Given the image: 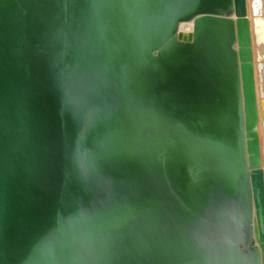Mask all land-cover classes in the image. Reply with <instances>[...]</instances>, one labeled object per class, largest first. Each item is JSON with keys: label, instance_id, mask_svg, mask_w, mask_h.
Masks as SVG:
<instances>
[{"label": "water", "instance_id": "95a60500", "mask_svg": "<svg viewBox=\"0 0 264 264\" xmlns=\"http://www.w3.org/2000/svg\"><path fill=\"white\" fill-rule=\"evenodd\" d=\"M232 6L236 22L221 16ZM245 12V0H0V264H238L242 86L247 130L257 113Z\"/></svg>", "mask_w": 264, "mask_h": 264}, {"label": "bare ground", "instance_id": "6f19581e", "mask_svg": "<svg viewBox=\"0 0 264 264\" xmlns=\"http://www.w3.org/2000/svg\"><path fill=\"white\" fill-rule=\"evenodd\" d=\"M245 18L247 19V29L244 34V46L248 58V63L253 67V83L255 92V101L257 113L254 121L252 120V129L246 128V111L244 109V91L241 87V102L243 104L242 121H243V139L245 140V158L247 164V176L249 179V195L250 204L248 209V217L245 225L240 230V249L241 252L237 256L238 264H257L256 257L259 261L264 262V242H260L259 229L262 227L264 231V209L260 210L263 214L259 221V215L256 210L255 197H264V96L262 80L264 74V0H245ZM227 20L236 22L235 9L233 6L231 10L221 15ZM198 18L179 23L176 32V40L181 43H190L195 34V26ZM236 33V32H235ZM234 49L239 55L240 48L235 37ZM240 64V63H239ZM253 133L258 144V151L260 157L259 166L253 165V139L249 135ZM262 173V188L256 189L255 182L257 179L256 173ZM259 192V194H258ZM260 224V226H259Z\"/></svg>", "mask_w": 264, "mask_h": 264}, {"label": "snow or ice", "instance_id": "6c2138e0", "mask_svg": "<svg viewBox=\"0 0 264 264\" xmlns=\"http://www.w3.org/2000/svg\"><path fill=\"white\" fill-rule=\"evenodd\" d=\"M94 2H95V0H94ZM121 2H127V0H121ZM80 215H83V213H81ZM262 223H264V222H262ZM104 230L109 231V232L112 231V225L106 224L104 227ZM84 239H85V243H87V244H92L95 241V237H93L92 235H87V236H85ZM256 259H257V264H264V262L259 261V257H256Z\"/></svg>", "mask_w": 264, "mask_h": 264}, {"label": "rangeland", "instance_id": "374dc122", "mask_svg": "<svg viewBox=\"0 0 264 264\" xmlns=\"http://www.w3.org/2000/svg\"><path fill=\"white\" fill-rule=\"evenodd\" d=\"M262 78H263V80H262L261 83H262V87H263V91L262 92H263V96H264V74H263V77Z\"/></svg>", "mask_w": 264, "mask_h": 264}]
</instances>
